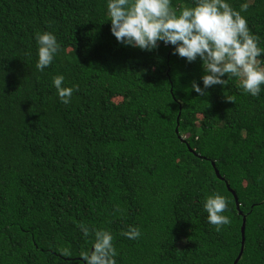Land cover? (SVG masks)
I'll use <instances>...</instances> for the list:
<instances>
[{
	"label": "trees",
	"instance_id": "obj_1",
	"mask_svg": "<svg viewBox=\"0 0 264 264\" xmlns=\"http://www.w3.org/2000/svg\"><path fill=\"white\" fill-rule=\"evenodd\" d=\"M247 2L264 48V0ZM108 20L107 0H0V264H81L102 228L116 264H233L243 217L235 264H264V91L225 76L200 95L199 58L125 47ZM38 31L60 45L42 72ZM56 75L76 86L67 105ZM214 192L228 201L219 230L203 209Z\"/></svg>",
	"mask_w": 264,
	"mask_h": 264
},
{
	"label": "clouds",
	"instance_id": "obj_2",
	"mask_svg": "<svg viewBox=\"0 0 264 264\" xmlns=\"http://www.w3.org/2000/svg\"><path fill=\"white\" fill-rule=\"evenodd\" d=\"M249 7L247 0L240 4L239 11L227 0H192L191 6L179 10L172 0H107L110 32L121 45L152 51L162 42L173 46L172 54L189 63L199 58L203 87L193 81L191 89L200 95H207L206 90L211 87L223 85L226 80L223 77L232 76L239 78L246 94L257 97L264 91V66L258 60L264 55V48L259 46V38L249 30L246 18L241 15ZM35 40V68L42 72L53 62L60 45L49 31L36 32ZM64 81L63 75H56L52 84L60 102L67 105L76 86L67 87ZM227 207V199L216 192L204 200L207 220L217 230L230 223L224 215ZM80 229L88 235L86 225L82 223ZM121 235L136 240L141 233L139 228L129 226ZM113 239L110 230H95L91 248L80 253L81 264H116Z\"/></svg>",
	"mask_w": 264,
	"mask_h": 264
},
{
	"label": "water",
	"instance_id": "obj_3",
	"mask_svg": "<svg viewBox=\"0 0 264 264\" xmlns=\"http://www.w3.org/2000/svg\"><path fill=\"white\" fill-rule=\"evenodd\" d=\"M178 119H179V115H177V117H176V128H175V131H176V132L178 131V128H177V126H178ZM182 140L184 141V138H182ZM190 150L194 153V151H193L192 149H190ZM196 155H197V154H196ZM211 165H212V167H213V169H214V172H215L216 176H217L219 179L223 180L224 178L218 174V171H217V169L215 168V164H214L213 161H211ZM226 186H227L228 190L233 194L234 199H235L236 206H237V208H238V202H237V197H236L235 191L232 190V189L229 187V185H228L227 182H226ZM244 228H245V218L243 217V222H242V226H241V247H240L239 254L237 255V257H236V259L234 260L233 264H235V263L237 262V260L239 259L240 255H241V252H242L243 243H244Z\"/></svg>",
	"mask_w": 264,
	"mask_h": 264
}]
</instances>
